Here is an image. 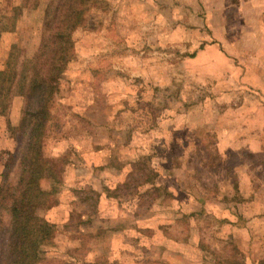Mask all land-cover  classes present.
I'll list each match as a JSON object with an SVG mask.
<instances>
[{"label": "rangeland", "instance_id": "1", "mask_svg": "<svg viewBox=\"0 0 264 264\" xmlns=\"http://www.w3.org/2000/svg\"><path fill=\"white\" fill-rule=\"evenodd\" d=\"M50 1L0 0V26L16 23L0 36V72L14 44L22 60L34 56ZM20 3L22 19L4 17ZM74 6L81 21L72 59L48 75L43 144L46 157L68 154L77 164L56 202L38 211L57 233L33 247L28 264H264V0ZM24 105L19 96L1 101L0 182L21 140ZM133 118L143 120L132 131L142 148L158 150L167 168L157 184L173 196L140 206L102 196L88 210L86 194L72 188L101 192L124 180L129 167L100 168L111 152L97 146L131 156L136 149L120 139ZM76 149L97 168L81 166Z\"/></svg>", "mask_w": 264, "mask_h": 264}, {"label": "trees", "instance_id": "2", "mask_svg": "<svg viewBox=\"0 0 264 264\" xmlns=\"http://www.w3.org/2000/svg\"><path fill=\"white\" fill-rule=\"evenodd\" d=\"M51 1L44 11L43 34L34 56L22 60L14 44L5 68L0 72V105L10 95L25 99L21 140L15 151L10 153L1 175L0 264H28L35 245L46 246L53 243L57 224L42 217L38 211L56 202L55 198L66 175L77 164L70 160L68 154L58 159L48 158L44 154V114L50 98L48 75L52 70L61 75L67 69L73 56V35L81 21V13L74 6L76 0ZM26 7L22 3L15 4L11 15L4 17L19 21ZM15 30L16 23L12 26L2 24L0 36L7 32L15 33ZM133 119L135 127H128V133L120 139L125 150L136 149L131 156L123 155L121 150L120 153H115V145L112 149L107 145L97 146L98 149L111 152L108 155L110 158L100 168L112 167L122 172L125 166L129 167V172L123 176L124 180L114 187L104 186L101 192L85 188L86 186L72 188L78 196L86 194L81 201L87 203L88 210H92L102 196L104 199L119 197L133 200L136 206L147 204L149 198L153 199L155 205L159 197L173 196L166 187L157 184V178L167 168H163L162 161L158 159V150L148 152L142 148V138L132 131L143 120L138 123L137 118ZM72 152L75 156H83L78 149ZM80 162L81 166L90 170L97 168L84 158ZM149 205L148 209L151 210L153 205ZM2 209L7 211L8 220H3ZM94 215L89 212L79 213L82 218Z\"/></svg>", "mask_w": 264, "mask_h": 264}, {"label": "crops", "instance_id": "3", "mask_svg": "<svg viewBox=\"0 0 264 264\" xmlns=\"http://www.w3.org/2000/svg\"><path fill=\"white\" fill-rule=\"evenodd\" d=\"M254 150V149H253Z\"/></svg>", "mask_w": 264, "mask_h": 264}]
</instances>
